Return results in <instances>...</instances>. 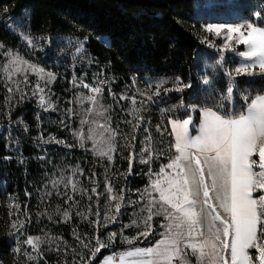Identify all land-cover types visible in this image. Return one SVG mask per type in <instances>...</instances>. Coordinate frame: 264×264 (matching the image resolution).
<instances>
[{
  "label": "snow or ice",
  "instance_id": "1",
  "mask_svg": "<svg viewBox=\"0 0 264 264\" xmlns=\"http://www.w3.org/2000/svg\"><path fill=\"white\" fill-rule=\"evenodd\" d=\"M255 20L262 18V13L256 11L252 13ZM207 33L216 37L223 36L224 43L217 46L207 38L202 40L208 48H215L220 56L215 60L214 66L223 68L225 52H236L240 45L244 46L243 51L237 54L241 62L232 69L224 68V75L228 78L227 95L221 96L220 100L212 107L202 108V119L199 126V134L191 136L189 125L191 118L179 120L170 119L171 135L173 143L169 145L174 149V154L169 156L168 162L161 165L158 172H153L150 165L154 159L159 158L163 153L158 152L155 147V140L149 128L144 127L146 135L143 138L142 147L136 151L135 133L141 129L144 117L141 114L146 111L148 104L153 102L154 97H159L161 92L167 94L171 91L182 92L184 88L190 87L184 84L179 78L175 81L173 88L165 87L166 81H149L145 89L136 88V92L129 96L126 93L119 95V100L130 101L131 107L129 115L132 120H125L124 123L131 125L129 133L122 132L119 127H112L110 105L102 103L105 80H96L94 84L80 81L77 85L75 79L74 86H82L88 89L91 95L81 94L78 100L81 104L86 100L91 107L86 109L85 117L81 119V125H90L85 132H74L79 146L84 147L86 141L92 142V152L102 160L107 161L103 192H98L99 185L93 180L92 187H82L79 181L69 177L65 182V188L70 186L71 192L82 198L87 197L88 201H93L99 205L101 195L104 196L103 214L100 207L95 211L88 205L85 211L77 210L76 215L88 222L94 229L106 228L109 223H115L121 214L124 206V189H116L114 176H109L108 172L115 165L117 154H122L118 149V137L128 141L127 144L119 145L123 151L128 152L125 159L128 160L126 173L119 175L126 178L132 173L133 161L138 159L139 163L149 165L147 174L152 177L148 187L140 193L145 201L144 207L140 209L146 215L133 219L130 225L125 227H137L141 230L135 237L123 236V242L133 245L141 237L147 239L153 234L152 221L156 216H162L165 223L160 225L164 229L159 233L158 239L149 247H134L118 254L104 256L100 264H192L190 257H195V264H264V93H257L254 96L243 95L244 105L239 112L233 111L230 114H221L218 109L223 107L225 99L231 101L233 95V82L238 76L264 77V27L257 25L254 20H246L238 25L215 24L208 25L205 29ZM29 45H33V40L25 36ZM2 47V45H0ZM77 51H82L81 46H77ZM11 57L9 65L4 71L11 80L14 73L21 71L19 65L27 64L19 56ZM16 65L11 72L8 68ZM29 68L40 76L32 89L31 95L37 98V103L44 111H56L54 101L46 93V86L50 84L55 76L52 73L45 75L43 69L36 68L35 65H28ZM102 75V73H101ZM15 85V92L19 93L20 101L28 97V93L22 91L18 82L12 81ZM25 84L28 83L25 78ZM203 84L211 85L210 78L205 75ZM132 86H136L133 80ZM13 87H8L9 95L5 98L6 105L13 100ZM109 95L116 98V94L108 89ZM137 96L143 99L137 100ZM212 97V91H206V103ZM181 107L183 102L181 101ZM193 110H195L193 108ZM69 116L72 109L68 110ZM97 116L103 119L89 120V116ZM135 120V123H133ZM63 123V121H61ZM27 130V129H25ZM156 131L163 135L160 125L156 126ZM42 142L63 144L64 142L50 137ZM258 157V159H254ZM77 173L83 176V169L76 168L72 176ZM96 174L93 173L94 177ZM60 184L61 180L53 181ZM90 193V194H89ZM260 193L258 196L254 195ZM67 197L65 203L73 201L72 207L79 205L78 200L73 199V195L65 192ZM129 204L138 201H128ZM9 207L10 232L9 235H25L24 219H12L20 213V205L12 202ZM27 209V205L24 206ZM15 209V211H13ZM64 222H68L72 217L65 209H56ZM28 217L25 210L23 213ZM90 216L95 219L90 220ZM52 219V216H48ZM27 222H31L28 217ZM47 235V234H46ZM116 232L108 233L107 240H101L99 235L88 238L73 231V237L78 241L80 248L86 249L89 255L73 249L75 255L80 259L73 264H92L102 249L109 248L116 243ZM58 237L48 236L47 239L41 236L28 235L26 239L20 240L17 237L12 252L14 257L23 256L25 264H31L39 259H43L41 246L45 243H53ZM92 241H95L93 244ZM27 246L25 248L24 246ZM31 249V251H28ZM59 251V247L55 249ZM254 250V253L253 251Z\"/></svg>",
  "mask_w": 264,
  "mask_h": 264
},
{
  "label": "rangeland",
  "instance_id": "2",
  "mask_svg": "<svg viewBox=\"0 0 264 264\" xmlns=\"http://www.w3.org/2000/svg\"><path fill=\"white\" fill-rule=\"evenodd\" d=\"M225 3L217 0H205L197 7L198 15L200 16V34L199 40L202 41L207 38L208 41L214 42L217 46L224 43L223 36L216 37L214 34L207 33L205 31L208 25L215 24H229L222 21L223 7ZM217 21V22H214ZM240 24V23H238ZM234 23L233 25H238ZM23 44L20 49L11 50L1 48V60H0V143L4 144V158L0 159V176L5 177L4 162L8 165L13 164L15 168L14 173H21L24 182H28V191L26 192L25 198L17 196L18 194H9L0 198V241L3 240L9 248L8 255L0 253V264H25V258L23 256L14 257L12 249L15 246L17 237L20 240L26 239L28 235L41 236L47 239L48 236L58 237L53 243H45L41 246L43 259H39L31 264H73L74 261H78L80 257L75 255L73 249L84 253L85 256L89 255L86 249H82L79 246L78 241L73 237V231L80 233L82 236L86 235L91 238L94 234L99 235L101 240H107L108 233L116 232L117 239L116 243L109 248H105L108 252L107 255L118 254L127 249L134 247H149L152 246L158 239H160L159 233L163 232L164 229L160 227L162 223H165L162 216L154 217L152 221L153 234L147 239L141 237L136 240L133 245H128L123 242V236L135 237L141 230L137 227H125L130 225L133 219H137L140 216L146 215L140 211L144 207L145 201L141 198L140 193L148 187L150 177L147 172L149 165L139 163L138 159L133 161L132 175L135 177H146L147 184L141 189L136 191H126L122 183H124L129 175H119L120 173H126L127 170L123 165V162L128 163L125 159L128 156L127 151H123L119 148V145L127 144L128 141L121 140L118 137V149L122 154H117L115 165L111 167L108 174L114 176V183L117 190L124 189L125 203L121 209V214L117 217L115 223H109L106 228L94 229L91 224L81 219L80 216L76 215L77 210L85 211L88 205H91L93 211L97 207H100L101 213L103 214L104 196L101 195L99 205L96 203V197H93V201H88L87 197H81L71 192L70 186L65 188V182L69 177L79 181L82 187H92V181L94 180L98 185V192H103V185L105 181V172L107 167V161L100 159L92 152V142L86 141L84 147L79 146V141L74 132L83 131L87 134L90 125H81V119L85 117L86 109L91 105L85 100L83 104L80 103L78 97L83 94L84 96L91 95L88 89L82 86H74L72 81L76 80L77 85L83 80L85 83L94 84L96 80L107 81L104 87L102 96V103L106 106L110 105L109 113L111 115L112 127L119 129L124 133L131 131V125L124 123L125 120H132L129 109L131 107L130 101L119 100L121 93H126L131 96L136 92V88L145 89L148 82H155L150 80L152 78L147 77H126L119 79L118 76L108 72L104 65L94 61L87 49L85 48V41L76 39H57L55 40L54 56L53 61L45 64H41V58L45 57L44 46L33 42V45H29L25 36H21ZM202 50L204 58L201 63V71L199 76L202 82V87L209 86L203 84V77L205 75L212 77H219L220 72L224 75V68L232 69L236 67L238 62H241L238 56L239 51L244 50V46L240 45L236 52H225L224 67L214 66V62L219 58L220 53L215 48H208L206 43H202ZM82 47V51H77V46ZM19 56L27 64L19 65L21 71L14 73L11 76V80L8 79L7 74L4 71L5 66L9 65L11 57ZM40 53L42 56H38ZM240 59V60H239ZM239 62V63H240ZM28 65H35L36 68L43 69L45 75L52 73L55 79L46 86V93L51 96L54 101L56 111H44L37 103V98L31 95L32 89L35 84L40 81V76L33 72ZM16 65H11L8 71L11 72ZM102 73V75H101ZM229 85L228 78L224 75ZM261 77V76H255ZM25 78L28 83L25 84ZM57 79H61L60 87L58 92L53 91V87L57 82ZM133 80L136 81V86H132ZM12 81L18 82L22 91L28 93V97L22 102L20 101L19 93L15 92V85ZM160 81V80H156ZM176 80H171L165 83V87L173 88ZM67 82V87L64 83ZM169 85V86H168ZM8 87H13V100L10 104L6 105L5 98L9 95ZM211 87V86H210ZM228 87V86H227ZM111 88L112 92L116 94V98L109 95L108 89ZM214 88V87H213ZM65 89V90H64ZM172 92V91H171ZM164 93L161 92V95ZM160 95V96H161ZM164 94L163 96H166ZM162 97V96H161ZM156 98V97H154ZM143 99L137 96V100ZM25 106L27 110L34 111L36 115V123L34 127H30L25 123L22 117H18L17 113L20 107ZM193 108L195 110H193ZM72 109V114L69 116L68 110ZM223 114L222 112H220ZM144 117V122L141 124L142 131L137 134L140 135V140L135 143L136 151L142 147V141L146 133L143 132V128H149L152 136L155 140V147L158 152L163 153L159 158L154 159L150 165L153 172H158L159 168L154 171L155 165L158 164V160L166 158L164 154L169 153L167 137L169 135L164 132V120L162 118V111L157 108L156 103L151 102L148 104L146 111L141 113ZM198 114V119L196 118ZM191 118L192 123L189 125V133L191 136L199 134V126L202 119V108L192 106L190 113L185 118ZM89 120L97 119L103 123L101 117L95 115L89 116ZM63 121V123H61ZM135 123V120H133ZM169 124V123H168ZM160 125L163 135L156 131V126ZM27 129V130H25ZM170 135L172 132L171 125L169 124ZM43 136L44 141H48L50 137H55L58 140L63 141V144L42 142L40 137ZM172 139L173 136L171 135ZM174 142V141H173ZM174 154V149H171ZM27 152L33 155H27ZM255 158V157H254ZM169 159V157H168ZM168 162V161H167ZM166 162V163H167ZM32 163L33 166L39 167L37 172L41 175L37 178V182L33 183L32 178H28L30 171L27 168ZM83 169L84 175L81 176L77 173L76 176H72L74 169ZM96 175L93 177L92 174ZM130 174V175H131ZM61 180L60 184H54L53 181ZM68 192L73 195L74 200H78L79 205L72 207L73 201L65 203L67 197L64 195ZM5 193V192H3ZM90 194V193H89ZM256 193L254 195H259ZM6 195V194H5ZM138 201V203L129 204L128 201ZM12 202L20 205V213L13 216L12 219H24L25 229L23 230L25 235L20 236L17 233L15 236L9 235L10 232V219H9V207L8 205ZM27 205V209H25ZM59 208L61 211L67 209L71 214V219L68 222H64L62 216L56 213V209ZM25 210L30 217L31 222H27L28 217H25L23 213ZM15 211V209H13ZM48 216H52L49 219ZM90 220L95 219V216H90ZM123 232V236L120 233ZM47 234V235H46ZM94 244L95 241H92ZM27 248V246H24ZM59 247V251L55 249ZM31 251V249H28ZM254 253V250H252ZM105 255V256H107ZM192 264H195V257H190ZM100 264V263H99Z\"/></svg>",
  "mask_w": 264,
  "mask_h": 264
},
{
  "label": "trees",
  "instance_id": "3",
  "mask_svg": "<svg viewBox=\"0 0 264 264\" xmlns=\"http://www.w3.org/2000/svg\"><path fill=\"white\" fill-rule=\"evenodd\" d=\"M205 0H0V60L1 48L17 50L21 48V36H29L33 42L44 46L45 57L41 64L52 62L55 40L76 39L85 41L90 57L105 66V69L118 76L147 77L150 80H163L168 83L179 78L191 85L182 92L172 91L166 96L154 98L157 108L162 111L164 132L168 148L173 143L168 121L185 119L192 106L212 107L221 96L227 95L228 83L220 72L219 77L209 76L211 87H202L199 74L203 61V48L199 40L201 19L197 7ZM225 3L223 16L218 22L229 24L254 20L264 27V0H217ZM260 11L262 18L255 20L252 13ZM217 22V21H214ZM38 56H42L37 53ZM61 79H57L53 91L58 92ZM67 87V82L64 83ZM169 86V85H168ZM214 87V88H213ZM63 89V88H61ZM65 90V89H64ZM212 97L206 103V91ZM264 93V77L238 76L233 82L231 101L225 99L218 111L230 114L239 112L244 105L243 95L254 96ZM181 101L183 107H181ZM30 127H34V111L20 107L17 113ZM198 119V114H196ZM142 131L138 130L135 135ZM140 140V135L136 142ZM4 144L0 143V159L4 158ZM33 155L27 152V155ZM158 160L154 171L166 164L168 157ZM5 165L4 175L0 176V198L9 194L25 198L28 182L21 173H14L12 165ZM126 170L128 163L123 162ZM28 178L37 182L41 175L39 167L32 163L27 167ZM147 184L146 177L131 174L122 183L126 191L141 190ZM5 192V193H3ZM6 194V195H5ZM9 248L0 241V253L8 255ZM108 252L101 250L92 264H99Z\"/></svg>",
  "mask_w": 264,
  "mask_h": 264
},
{
  "label": "crops",
  "instance_id": "4",
  "mask_svg": "<svg viewBox=\"0 0 264 264\" xmlns=\"http://www.w3.org/2000/svg\"><path fill=\"white\" fill-rule=\"evenodd\" d=\"M240 59H241V58H240ZM240 59H239V60H240ZM239 62H240V61H239ZM239 62H238L237 64H239ZM254 159H258V157H255Z\"/></svg>",
  "mask_w": 264,
  "mask_h": 264
}]
</instances>
